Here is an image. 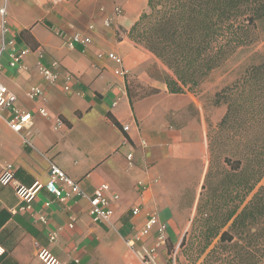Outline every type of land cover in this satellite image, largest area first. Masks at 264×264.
Returning <instances> with one entry per match:
<instances>
[{"label":"crops","instance_id":"1","mask_svg":"<svg viewBox=\"0 0 264 264\" xmlns=\"http://www.w3.org/2000/svg\"><path fill=\"white\" fill-rule=\"evenodd\" d=\"M146 6L147 0H8L5 37L26 50L21 62L27 67L5 66L0 80L15 94V106L32 113V125L15 132L7 125L10 111L0 112V169L11 163L23 185L44 184L52 161L87 196L106 182L118 197L110 200L108 222L91 219L87 197L59 202L44 187L30 209L13 213L22 202L11 186L0 184V264H45L42 249L60 264H163L165 246L145 263L140 244L126 239L151 211L166 223L167 239L174 243L183 233L173 216L184 211L186 189L178 182L191 171L192 198L205 127L194 94L169 92L166 68L127 37ZM76 32L90 41L70 49L65 37ZM38 61L70 74L69 87L44 84ZM31 85L45 88L44 102L27 97ZM41 106L47 116L37 112ZM138 181L149 183L147 190L139 192ZM153 240L154 230L144 244Z\"/></svg>","mask_w":264,"mask_h":264},{"label":"trees","instance_id":"2","mask_svg":"<svg viewBox=\"0 0 264 264\" xmlns=\"http://www.w3.org/2000/svg\"><path fill=\"white\" fill-rule=\"evenodd\" d=\"M262 17L264 0H147L146 9L127 37L166 68L164 79L169 92L193 93L218 64L226 46L244 43L256 19ZM215 97L216 103L226 105L217 128L236 143L244 141V146H236L234 158H223L229 172L219 182L224 196L219 202L227 209L215 211L219 222L208 228L199 253L215 237L220 243H233L236 235L246 232V245L227 264H248L253 251L262 256L264 264V61L249 66ZM205 202L199 198L197 212L201 213ZM228 223L229 228L224 229ZM252 227H256L255 233H249ZM186 236H182L179 247L188 257L199 255L200 247L188 246Z\"/></svg>","mask_w":264,"mask_h":264},{"label":"rangeland","instance_id":"3","mask_svg":"<svg viewBox=\"0 0 264 264\" xmlns=\"http://www.w3.org/2000/svg\"><path fill=\"white\" fill-rule=\"evenodd\" d=\"M223 33L229 34L230 32ZM263 61L264 17L256 19L253 31L250 32L248 39L244 43L235 44L232 42L226 46L218 64L194 89L193 94L197 98L195 110L196 113L200 110L205 127L203 132L206 140L205 148L202 149L200 156L202 169L199 178L193 181L192 198L189 199L187 191L193 180L191 171H188L185 178L180 179L178 182L182 189L183 185L185 186L184 189H186L185 199H183L185 203L180 206V210L183 209L184 211L175 212L173 216L181 225L183 233L178 239L174 240V243L169 238L166 240L165 248L163 249L165 251L163 264H227L231 257L235 255V252L240 250L241 246L246 245V232L236 235L233 243H220L218 237H215L210 240L211 244L209 247L201 254L199 253V250L207 240L208 228L216 226L219 222L215 218V211H218L219 208L222 211L227 209L219 202L221 197H224L223 193L221 194L222 189L219 186V182L229 172V166L226 165L223 158L225 155L234 158L236 146L239 148L244 146V141L236 143L234 140L229 139L228 133H221L217 128L218 123L225 114L226 105L222 102H215V93L240 78L249 66ZM199 198H204V201H206L201 213L196 210ZM195 216L196 219L192 223V219ZM228 228L229 223L224 226V229ZM255 232L256 227L249 229V233ZM185 233H187L186 243L188 246L191 244L201 246L198 249L199 255L188 257L185 250L179 247V243ZM262 260V256L253 251L248 264H263ZM240 263L242 262L239 261L237 264Z\"/></svg>","mask_w":264,"mask_h":264},{"label":"built area","instance_id":"4","mask_svg":"<svg viewBox=\"0 0 264 264\" xmlns=\"http://www.w3.org/2000/svg\"><path fill=\"white\" fill-rule=\"evenodd\" d=\"M7 2L8 0H0V75L5 66L13 69H26V65L21 62L22 55L26 53V50L18 51L15 49L13 39H6L5 34L7 32L6 17H7ZM119 12L118 8H115V14ZM90 41V38L86 34L76 32L68 37H65V44L70 49L75 47L76 43L86 44ZM7 52L8 60L6 63L2 61L4 53ZM114 57L117 61H120L118 57ZM41 79L46 85H57L61 83L65 88L69 87L73 77L70 74L62 75V73L54 68H50L37 62L35 66ZM26 95L30 99H40L45 101V88L41 85H31ZM16 96L7 88L0 80V112L4 109L10 111V117L7 119L8 127L15 131L20 132L23 129H29L32 125V113L30 111H24L15 106ZM115 104V102L113 103ZM37 112L42 116H47V111L43 106L37 109ZM124 131L127 130V125L122 126ZM30 143V140L25 139ZM126 158L131 160V154H127ZM14 166L11 163L4 164L0 169V184L5 186H11L19 200L22 202L16 208H11V212L24 211L31 208V204L36 197L41 187H44L47 192L52 194L55 200L64 202L71 195L73 197H87L89 204V214L93 221H110L113 216V208L110 204V200H115L118 196L111 192L110 185L106 182L100 183L93 192L87 196V194L80 188L78 182L70 178L56 163L49 162L48 166V179L44 184L35 181L30 186L23 185L14 177ZM136 189L139 192L147 190L149 183L138 181ZM139 208H132V214L137 215ZM45 221L44 218H41ZM166 223L159 219L157 212H149L141 227L136 228L132 236L126 239V243L133 246L135 242H138L139 249L137 253L143 262L148 263L153 260L157 255L158 250L165 246L167 240ZM154 230V240L150 244H144V240L150 236L151 231ZM50 240L55 239V234L52 233L49 236ZM39 257L45 264H60L56 258H54L47 250L42 249L39 252Z\"/></svg>","mask_w":264,"mask_h":264}]
</instances>
